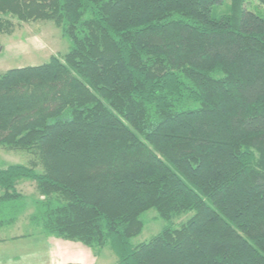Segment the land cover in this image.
Instances as JSON below:
<instances>
[{
    "label": "trees",
    "instance_id": "1",
    "mask_svg": "<svg viewBox=\"0 0 264 264\" xmlns=\"http://www.w3.org/2000/svg\"><path fill=\"white\" fill-rule=\"evenodd\" d=\"M221 1L0 0V33L52 21L70 43L0 72V145L31 156L0 165V225L29 180L33 225L117 264H264V15ZM152 208L193 214L130 245Z\"/></svg>",
    "mask_w": 264,
    "mask_h": 264
},
{
    "label": "rangeland",
    "instance_id": "2",
    "mask_svg": "<svg viewBox=\"0 0 264 264\" xmlns=\"http://www.w3.org/2000/svg\"><path fill=\"white\" fill-rule=\"evenodd\" d=\"M231 1L222 0L221 3L213 6L211 14L219 17L228 13L231 9ZM243 5L249 11L264 15V7L257 0H245ZM11 21L13 24L12 32L8 34L0 33V72L17 67L40 65L47 62L51 56L62 57L69 50V41L63 36L61 29L52 21L18 22L14 18ZM30 161L31 156L27 152L8 150L0 145L1 166L15 163L27 165ZM34 185L33 181L27 180L18 187L28 197H35L36 190ZM33 207L34 205L29 201L25 212L30 213L33 211ZM192 214L193 212H188L171 221H164L154 208L149 209L142 213V230L131 237L130 245L135 246L141 242L148 241L167 225L178 227ZM108 249L105 253L109 251ZM99 251L101 249H98ZM111 255L113 256L107 257L103 264H117V256L115 253Z\"/></svg>",
    "mask_w": 264,
    "mask_h": 264
},
{
    "label": "crops",
    "instance_id": "3",
    "mask_svg": "<svg viewBox=\"0 0 264 264\" xmlns=\"http://www.w3.org/2000/svg\"><path fill=\"white\" fill-rule=\"evenodd\" d=\"M26 181H20L18 186ZM27 200L33 201L31 197ZM26 206L11 223L0 225V264H103L107 257L113 256L109 246L94 253L81 242L46 234L30 222L34 207L26 213Z\"/></svg>",
    "mask_w": 264,
    "mask_h": 264
}]
</instances>
